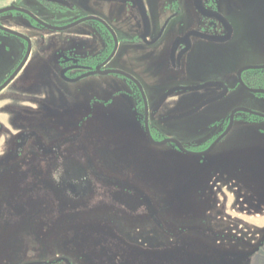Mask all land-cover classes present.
Wrapping results in <instances>:
<instances>
[{
	"label": "rangeland",
	"instance_id": "obj_1",
	"mask_svg": "<svg viewBox=\"0 0 264 264\" xmlns=\"http://www.w3.org/2000/svg\"><path fill=\"white\" fill-rule=\"evenodd\" d=\"M222 1L225 10L240 8ZM17 3L56 25L41 13L43 1ZM10 27L36 41L20 23ZM36 46L0 94V264H264V120L239 114L233 131L205 157L171 144L156 147L147 140L143 112L116 94L122 78L61 81L42 62L60 48L51 55L40 40ZM240 49L237 66L264 65L261 48L252 49L251 59ZM6 72L1 64L0 83ZM206 79L201 70L189 83ZM204 92L180 96L200 101ZM252 96L243 91L228 99L220 116L213 105L161 126L151 113L152 134L200 149L216 132L210 122L232 107L252 100L264 114V102ZM91 109L92 118L82 121ZM58 156L90 181L72 205L56 184L60 177L51 176L49 163Z\"/></svg>",
	"mask_w": 264,
	"mask_h": 264
},
{
	"label": "flooded vegetation",
	"instance_id": "obj_2",
	"mask_svg": "<svg viewBox=\"0 0 264 264\" xmlns=\"http://www.w3.org/2000/svg\"><path fill=\"white\" fill-rule=\"evenodd\" d=\"M41 1L45 4L41 13L53 19L56 25H50L32 11L22 8L17 0H4L0 5V11L15 9L0 15V65L6 66L8 71L2 77L0 89L22 66L0 94L17 79L40 40L43 43L42 52L52 55L56 46L60 48L54 59L49 58L52 61L44 57L42 62L57 70L53 76L57 75L61 81L79 83L89 77L110 75L122 78L124 86L116 94L134 103L143 112L145 134L148 114L150 132L157 143L170 139L158 141L154 138L150 127L151 113L161 126L165 122L188 119L213 105H218L214 112L220 116L222 108L228 106L224 102L239 98L243 91L264 102V65L246 63L237 66L240 48L248 49V59L254 54L252 49L259 47L264 51V0H233L239 3L240 8L226 10L222 7L225 5L222 0ZM168 8L172 12L168 13ZM245 16L248 23L238 26L236 21L244 20ZM235 18L238 19L235 21ZM38 20L58 29L45 27ZM14 22L20 23L27 33H36V41L12 29L10 26ZM2 28L28 40L6 33ZM42 30L49 33L43 35ZM201 70L207 79L196 84L189 83L193 75ZM203 91L205 97L200 101L180 96ZM206 103L195 114L182 117ZM84 106L79 103L78 115L81 116ZM254 106L252 100H247L244 105L232 107L223 119L220 117L211 121L210 126L216 128V132L200 149L187 148L176 141L196 154L209 151L218 142L215 150L235 128L239 114L264 120V114L256 112ZM86 114L84 122L92 118L93 109ZM171 145L181 152L176 144ZM64 162L58 156L49 163V167L54 180L55 176L60 177L58 182L55 180L56 184L62 189L68 204L72 205L90 190V181Z\"/></svg>",
	"mask_w": 264,
	"mask_h": 264
},
{
	"label": "water",
	"instance_id": "obj_3",
	"mask_svg": "<svg viewBox=\"0 0 264 264\" xmlns=\"http://www.w3.org/2000/svg\"><path fill=\"white\" fill-rule=\"evenodd\" d=\"M199 0H197V2H198ZM13 10H15L14 8H8V9H3V10H1L0 11V15L1 14H4V13H7V12H11V11H13ZM17 11L18 12H21V13H26V14H28V15H31V13H29V12H27V11H25V10H21V9H17ZM38 22L41 24V25H43V26H45V27H48V28H50V29H58V28H54V27H50V26H47L45 23H43V22H41V21H39L38 20ZM75 26V25H74ZM71 27H73V26H71ZM2 30L3 31H5L6 33H9V34H13V35H16V36H18V37H20V38H22V39H25V40H28L27 38H25L24 36H22V35H20V34H18V33H16V32H13V31H10V30H7V29H3L2 28ZM24 65V64H23ZM21 68H22V66H21ZM20 68V69H21ZM20 69L16 72V74L11 78V80H9L6 84H5V86L4 87H2L1 89H0V91H2V89L3 88H5L14 78H15V76L17 75V73L20 71ZM202 88V87H201ZM201 88H193L194 90H197V89H201ZM210 103V102H209ZM208 103H206V104H202L201 106H199L198 108H196L195 110H193V111H191L190 113H188V114H186V115H184V116H182V117H187V116H190V115H192V114H195L196 112H198L199 110H201L202 109V107H204L205 105H207ZM229 131H227V133H228ZM146 135H147V138H148V140H149V142H150V144H152L153 146H156V147H161V146H165V145H167V144H176L177 146H178V148L181 150V152L182 153H184V154H186V155H189V156H192V157H202V156H205V155H208L209 153H211L213 150H214V148H215V145L218 143V142H216V144H214L213 146H212V148L209 150V151H207V152H205V153H203V154H196V153H192V152H189L188 150H186L183 146H182V144L180 143V142H178V141H176V140H172V139H170V140H166V141H164V142H161V143H157V142H155L154 141V139L152 138V135H151V132H150V128H149V123H148V114H147V118H146Z\"/></svg>",
	"mask_w": 264,
	"mask_h": 264
}]
</instances>
